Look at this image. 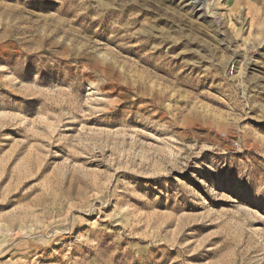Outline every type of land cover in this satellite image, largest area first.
Returning <instances> with one entry per match:
<instances>
[{
  "label": "rangeland",
  "instance_id": "rangeland-1",
  "mask_svg": "<svg viewBox=\"0 0 264 264\" xmlns=\"http://www.w3.org/2000/svg\"><path fill=\"white\" fill-rule=\"evenodd\" d=\"M0 264H264V0H0Z\"/></svg>",
  "mask_w": 264,
  "mask_h": 264
}]
</instances>
